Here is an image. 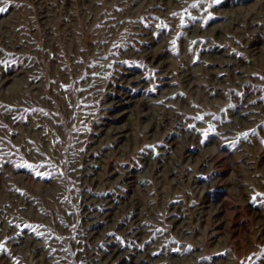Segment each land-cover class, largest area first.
I'll use <instances>...</instances> for the list:
<instances>
[{
    "label": "rangeland",
    "instance_id": "374dc122",
    "mask_svg": "<svg viewBox=\"0 0 264 264\" xmlns=\"http://www.w3.org/2000/svg\"><path fill=\"white\" fill-rule=\"evenodd\" d=\"M0 8V264H264V0Z\"/></svg>",
    "mask_w": 264,
    "mask_h": 264
},
{
    "label": "snow or ice",
    "instance_id": "6c2138e0",
    "mask_svg": "<svg viewBox=\"0 0 264 264\" xmlns=\"http://www.w3.org/2000/svg\"><path fill=\"white\" fill-rule=\"evenodd\" d=\"M215 2L218 3L219 0H215ZM191 7L195 8V7H197V4H193V5H191ZM3 11H6V9L0 8V12H3ZM209 15H210V13H209ZM181 26H184L183 19L181 20ZM198 119H202V117H198ZM28 167H32V166L28 165ZM37 175H40V173H37ZM257 197L264 198V193H255V195H253V197H252V200L256 201ZM0 247H2V244H0Z\"/></svg>",
    "mask_w": 264,
    "mask_h": 264
}]
</instances>
